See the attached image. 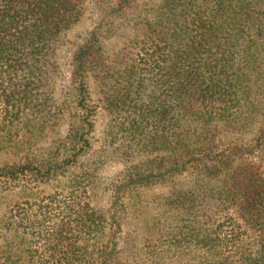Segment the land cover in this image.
<instances>
[{
  "label": "trees",
  "instance_id": "trees-1",
  "mask_svg": "<svg viewBox=\"0 0 264 264\" xmlns=\"http://www.w3.org/2000/svg\"><path fill=\"white\" fill-rule=\"evenodd\" d=\"M111 1L0 0L5 130L26 106L41 128L58 122L64 59L73 108L62 149L1 170L69 172L70 197L40 249L6 241L0 264H264V0H144L130 16L135 0H120L62 53L65 33ZM107 156L125 163L109 214L91 197ZM129 205L146 216L133 262L117 242Z\"/></svg>",
  "mask_w": 264,
  "mask_h": 264
},
{
  "label": "rangeland",
  "instance_id": "rangeland-1",
  "mask_svg": "<svg viewBox=\"0 0 264 264\" xmlns=\"http://www.w3.org/2000/svg\"><path fill=\"white\" fill-rule=\"evenodd\" d=\"M120 0L104 2L102 10L98 13L87 15L79 24L68 30L63 36V44L60 47L61 52L70 53L81 44L88 32L97 24L99 16L105 12V9L115 6ZM144 0H135L134 6L125 10V15L130 16L137 9V4H142ZM125 17H117L112 31L115 35L108 39L109 45L121 46L128 31L123 21ZM68 60H61L64 78H57L55 83V100L58 102L67 101L63 104V112L56 124H48L41 128L40 119L34 118L30 110H24L19 116L14 117V122L9 129L4 127L7 118L0 116V174L2 171L11 169L15 164L34 156H47L48 151L55 150L58 147L62 149L65 139L67 124L70 114L73 112L69 90L72 87L69 81L70 69ZM65 105L67 107H65ZM37 116V115H35ZM95 135L97 148L102 139L103 125L101 123V114L95 117ZM104 165L100 172V178H97V187L92 192V204L99 210L113 212V188L115 182L122 178L125 163L118 159L105 157ZM69 173V172H68ZM57 174L48 181L35 180L31 173L20 176L19 179H8L6 176L0 177V263L4 261V254L8 251L3 246L6 241L15 246H27L33 249H40V245L47 241L45 231L53 228V222H60L65 205L69 204L70 193L65 188L70 179L69 174ZM4 174V173H2ZM110 185L109 188L107 186ZM112 188V189H110ZM144 193V192H143ZM142 193V194H143ZM149 192H146L147 195ZM57 201L59 206L53 202ZM54 206V207H51ZM127 216L124 217L122 230L117 237L120 249L119 257L121 260L131 259L136 254L137 258L142 252L143 235L146 233L145 215L140 212V205L127 207ZM41 212H44L41 213ZM42 228V232L38 231ZM17 243V244H16Z\"/></svg>",
  "mask_w": 264,
  "mask_h": 264
}]
</instances>
